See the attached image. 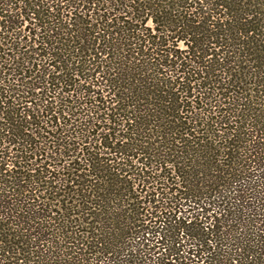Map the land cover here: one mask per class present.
Returning a JSON list of instances; mask_svg holds the SVG:
<instances>
[{"label":"trees","instance_id":"16d2710c","mask_svg":"<svg viewBox=\"0 0 264 264\" xmlns=\"http://www.w3.org/2000/svg\"><path fill=\"white\" fill-rule=\"evenodd\" d=\"M0 264H264V0H0Z\"/></svg>","mask_w":264,"mask_h":264}]
</instances>
